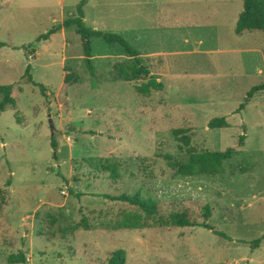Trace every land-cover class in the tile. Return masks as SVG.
Here are the masks:
<instances>
[{"label":"rangeland","instance_id":"rangeland-1","mask_svg":"<svg viewBox=\"0 0 264 264\" xmlns=\"http://www.w3.org/2000/svg\"><path fill=\"white\" fill-rule=\"evenodd\" d=\"M80 2L0 0V87H14L18 106L0 113V264L20 253L25 264H108L118 250L127 264H264V93L236 113L264 83V59L195 54L264 53L263 32L236 36L243 0H89L88 28L161 55L143 58L165 84L147 96L138 91L144 79L113 80L114 65L131 62L119 44L91 40L93 73L75 28L39 42L76 17ZM242 60L248 73L235 78L227 71H241ZM221 117L230 128L210 129ZM229 148L238 154L216 175L180 176L172 162ZM100 159L115 163L120 177L97 167ZM124 194L151 197L165 214L213 230H117L132 208L110 197Z\"/></svg>","mask_w":264,"mask_h":264},{"label":"trees","instance_id":"trees-1","mask_svg":"<svg viewBox=\"0 0 264 264\" xmlns=\"http://www.w3.org/2000/svg\"><path fill=\"white\" fill-rule=\"evenodd\" d=\"M89 0H81L77 7V16L66 20L62 25L53 28L47 34L39 38L41 41H49L52 36L60 32L63 29L75 28L77 34L81 36L83 41V47L86 57V63L89 69L94 73L95 67L92 63V42L93 38H103L107 43L119 44L124 50L125 54L130 61L117 62L113 68V80L115 82H136L139 80H145L146 83L142 84L138 88L139 93L142 95H150L153 91L160 92L165 89L163 82L159 81L157 77L152 74L150 67L145 65L144 59L141 54L133 46H131L123 37L111 33H104L88 28L85 24V7L88 5ZM244 11L241 14L237 26L236 34L241 36L246 32H263L264 33V0H243ZM26 77L29 81L33 82L36 86H39L33 81L31 75V69H27ZM41 91L44 96H47V88L41 86ZM13 86L0 87V94L4 96L3 101L0 103V113L7 111L8 108L16 109L17 102L13 97ZM264 92V83L254 87L246 98L245 102L240 106L236 113H241L251 102L254 96L258 93ZM209 128L216 129H228L230 123L226 117L215 118L209 123ZM247 127L244 126L246 131ZM246 136L240 137L239 145L245 144ZM56 148V144H54ZM238 151L234 148H229L224 152H202L192 154L187 162H174L177 173L184 177H197L203 175H216L220 174L224 164L232 160ZM172 160V159H170ZM97 167L103 169L105 172L110 173L111 177L118 179L120 177L118 166L110 160L100 159L98 160ZM245 173V172H244ZM115 201H121L127 204L132 210L125 211L121 217L115 222L114 227L117 230H143L151 227L160 228H193L202 227L213 230L207 223H196L191 220L187 214L179 212H171L165 214L161 210L160 203L151 198L144 197L140 194L135 196L122 195L118 198H112ZM212 217L211 209L206 206L204 209V218L208 221ZM83 224V225H82ZM80 227H84L89 230L87 220H84ZM216 232V231H215ZM224 238L229 239L226 234L217 232ZM261 241H257L259 245ZM27 262L24 253L19 255H12L9 258L10 264H25ZM108 264H127V254L123 250L114 252L108 261Z\"/></svg>","mask_w":264,"mask_h":264},{"label":"crops","instance_id":"crops-1","mask_svg":"<svg viewBox=\"0 0 264 264\" xmlns=\"http://www.w3.org/2000/svg\"><path fill=\"white\" fill-rule=\"evenodd\" d=\"M248 33H254V32H246V33H244V34H242L241 36H239V35H237L236 34V36L237 37H239V38H241L242 36H244L245 34H248ZM145 52H141V51H139L138 50V52L141 54V57L142 58H144V59H149V60H153L154 59V57H158V58H161V55L160 54H158V53H155V52H153V51H147V50H144ZM199 53H197V51H195V54H200V55H208V56H213V55H215V54H236V55H238V54H240L241 56H244V55H251V54H261V56H263V58L262 59H264V53L260 50V49H258V48H249V47H246V48H230V49H226V50H220V49H217V50H211V51H209L208 50V52H206V51H204V50H199L198 51ZM191 53H193V52H189V54H191ZM250 57V56H249ZM159 61H161V60H159ZM240 61V59H236V63H235V67H236V65H237V63ZM241 63H242V69H241V71H239V70H237V69H235V70H233L234 68H231V69H229V71H227V72H230V74L232 75V74H236L235 76V78H238L239 76L240 77H244V75H247V73H248V68L246 67L245 69H244V64H243V60L241 61ZM232 65H234V64H231V66ZM167 66V65H166ZM245 66H247V65H245ZM164 70H165V68H163ZM244 69V70H243ZM245 73V74H244ZM155 77H157V76H159L160 78L161 77H163L162 75L163 74H159V73H155V72H153L152 73ZM212 76V75H211ZM215 76L216 77H218V78H220V77H222V75L221 74H215ZM213 77V76H212ZM158 78V77H157ZM160 78H158V80L159 81H161L162 80V78L160 79ZM165 85V84H164ZM168 86V85H167ZM262 93H264V92H262Z\"/></svg>","mask_w":264,"mask_h":264},{"label":"water","instance_id":"water-1","mask_svg":"<svg viewBox=\"0 0 264 264\" xmlns=\"http://www.w3.org/2000/svg\"><path fill=\"white\" fill-rule=\"evenodd\" d=\"M50 123H51V128H52V130L54 131L55 127H54V125H53V121H52V119H50Z\"/></svg>","mask_w":264,"mask_h":264}]
</instances>
